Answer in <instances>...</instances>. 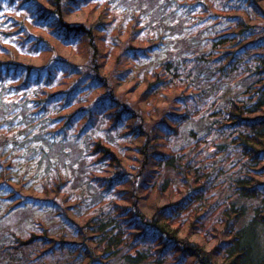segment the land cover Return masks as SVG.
Wrapping results in <instances>:
<instances>
[{"label":"trees","instance_id":"16d2710c","mask_svg":"<svg viewBox=\"0 0 264 264\" xmlns=\"http://www.w3.org/2000/svg\"><path fill=\"white\" fill-rule=\"evenodd\" d=\"M0 264H264V0H0Z\"/></svg>","mask_w":264,"mask_h":264},{"label":"rangeland","instance_id":"374dc122","mask_svg":"<svg viewBox=\"0 0 264 264\" xmlns=\"http://www.w3.org/2000/svg\"><path fill=\"white\" fill-rule=\"evenodd\" d=\"M69 13L70 14H68V16H67L68 19L67 20L69 22H72V23L86 22L87 21V16L91 17L86 12H84V13H82V12H80V13H78V12L77 13L69 12ZM47 38H49V42L50 43H53V44L56 45L55 46L56 49L58 48L57 49L58 52L56 51V54L60 55V56H62L64 58L67 57L70 61H73V62H76V63H83V62H86L88 59H90L92 57V55L90 54V51L87 50V49L83 50L82 54L71 53L70 50H67L64 47H62L61 44L56 39H53L51 37H47ZM51 54H52L51 50L47 51L45 56L43 58H41V59H38L34 64H36V65L44 64L45 62H47L51 58V56H53L54 53L52 55ZM110 67L107 64L104 68L106 70H110ZM127 85H129V84L127 83ZM129 87H130V85H129ZM134 87L133 88L130 87V89H129L130 91L129 90L127 91L126 97L128 98L127 100H129V102H131L132 104L135 105V103H138V102L141 101L140 100L141 99V95H140L139 87H138V89L134 88ZM118 89L122 93L125 92V87L123 86V84L119 85Z\"/></svg>","mask_w":264,"mask_h":264}]
</instances>
